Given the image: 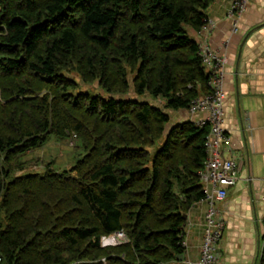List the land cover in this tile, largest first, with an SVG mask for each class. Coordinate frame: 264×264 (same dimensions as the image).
<instances>
[{
    "label": "trees",
    "instance_id": "1",
    "mask_svg": "<svg viewBox=\"0 0 264 264\" xmlns=\"http://www.w3.org/2000/svg\"><path fill=\"white\" fill-rule=\"evenodd\" d=\"M215 1L0 0V264H184L209 127L165 130L210 93L191 30ZM72 133L85 150L72 167L25 171ZM118 230L128 242L103 246Z\"/></svg>",
    "mask_w": 264,
    "mask_h": 264
},
{
    "label": "crops",
    "instance_id": "2",
    "mask_svg": "<svg viewBox=\"0 0 264 264\" xmlns=\"http://www.w3.org/2000/svg\"><path fill=\"white\" fill-rule=\"evenodd\" d=\"M208 24L191 34L227 57L225 117L232 137L230 152L240 177L218 202L226 221L216 264H262L264 248V0H249L240 15H230L229 0H216L207 10ZM213 24H212V23ZM211 23V24H210ZM175 124L189 119L187 110L173 111ZM208 204L199 202L188 213V246L183 262H196L204 235Z\"/></svg>",
    "mask_w": 264,
    "mask_h": 264
},
{
    "label": "built area",
    "instance_id": "3",
    "mask_svg": "<svg viewBox=\"0 0 264 264\" xmlns=\"http://www.w3.org/2000/svg\"><path fill=\"white\" fill-rule=\"evenodd\" d=\"M229 2L230 15L234 16L240 15L246 10L249 0H229ZM206 24H208V21ZM198 44L201 61L209 76L210 93L200 95L194 99L187 112L189 114L188 120L196 126L209 127L205 143L206 164L199 171L205 190V197L201 202H206L208 208L204 218V235L199 259L196 262L186 260L184 264H216L220 256V243L226 228V221L218 207V202L224 200L227 196V190L237 183L240 177V166L235 157L225 155V153L230 152L232 144V137L223 126L227 57L208 43ZM73 137L77 138V134L73 133ZM186 226L184 238L181 242L184 250L188 246ZM126 242H128V236L124 230H118L110 236H105L102 240L103 246L119 245Z\"/></svg>",
    "mask_w": 264,
    "mask_h": 264
},
{
    "label": "rangeland",
    "instance_id": "4",
    "mask_svg": "<svg viewBox=\"0 0 264 264\" xmlns=\"http://www.w3.org/2000/svg\"><path fill=\"white\" fill-rule=\"evenodd\" d=\"M78 81L81 80V78L77 75H74ZM81 89L85 92H90L92 94L101 95L103 97H109V94L102 89L98 83L93 84H81ZM123 97V96H121ZM130 97H136V94L134 91H131L128 95L125 96V98ZM145 100L151 101L153 104H162V100H153L149 95H146L143 97ZM171 116V120L166 126L165 133H168L171 126L175 124V114L173 111H168ZM73 133L69 137L61 138L55 134H52L48 140V142L44 145L42 148H38L30 153H28L26 156H24V159L30 160L27 168L25 171L27 173L29 172H43L44 171V164L42 160L45 161H53V166L59 170L63 169H69L72 167L76 161L83 157L85 154V150L82 146V142L78 138H72ZM73 142V143H72ZM164 142V138H162L156 146L152 149V151H156L159 147L162 146ZM78 146V147H77ZM40 160V162L38 161ZM24 170H20L17 174H22Z\"/></svg>",
    "mask_w": 264,
    "mask_h": 264
},
{
    "label": "water",
    "instance_id": "5",
    "mask_svg": "<svg viewBox=\"0 0 264 264\" xmlns=\"http://www.w3.org/2000/svg\"><path fill=\"white\" fill-rule=\"evenodd\" d=\"M186 217L188 218V215H186ZM178 259L182 261V260L184 259V256H183V255H180V256L178 257Z\"/></svg>",
    "mask_w": 264,
    "mask_h": 264
}]
</instances>
